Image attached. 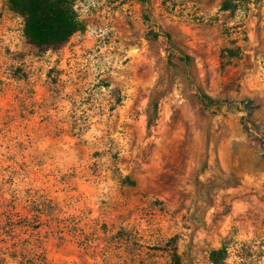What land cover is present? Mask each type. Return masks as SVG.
<instances>
[{"label": "rangeland", "instance_id": "374dc122", "mask_svg": "<svg viewBox=\"0 0 264 264\" xmlns=\"http://www.w3.org/2000/svg\"><path fill=\"white\" fill-rule=\"evenodd\" d=\"M221 1L74 0L36 53L0 0V264H264V0Z\"/></svg>", "mask_w": 264, "mask_h": 264}, {"label": "trees", "instance_id": "16d2710c", "mask_svg": "<svg viewBox=\"0 0 264 264\" xmlns=\"http://www.w3.org/2000/svg\"><path fill=\"white\" fill-rule=\"evenodd\" d=\"M146 2L147 0H141ZM242 0H222L220 9L231 11L237 7ZM10 7L18 12L24 19V34L27 44L36 52L42 53L48 50L56 51L60 49L72 34L83 27L82 21L74 7V0H9ZM156 35V34H155ZM236 48L226 47L222 50V57H232L237 53ZM199 99L205 108L218 104L231 105L235 101L227 99L214 100L205 93H199ZM245 105L250 107L251 100L245 99ZM152 112L148 113V125H152L157 117L158 104L152 103ZM125 182L134 184L135 182L128 176L123 178ZM169 254L173 264H180V257L177 253V236L170 238ZM227 253L224 245L212 249L209 252V260L213 264L221 263Z\"/></svg>", "mask_w": 264, "mask_h": 264}]
</instances>
